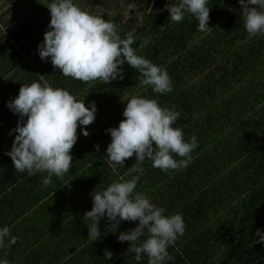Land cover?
I'll list each match as a JSON object with an SVG mask.
<instances>
[{"label":"trees","instance_id":"trees-1","mask_svg":"<svg viewBox=\"0 0 264 264\" xmlns=\"http://www.w3.org/2000/svg\"><path fill=\"white\" fill-rule=\"evenodd\" d=\"M35 1L39 5L30 17L0 16L4 25L0 28V176H8L7 169L13 164L6 155L16 135L10 130L18 120H26L6 106L22 85L47 82L83 100L86 107L89 102L96 105L94 122L84 126L89 134L79 136L78 158L68 171L72 177L69 190L61 194L70 211L87 203L90 207L85 212L91 210L92 195L97 191L90 194L89 188L105 189L112 180L104 176L109 172L102 167L108 163L106 148L111 140L106 129L125 119V97L139 94L155 99L159 106L179 112L173 127L182 130L185 140L197 137L191 162L186 168L164 172L146 159L139 165L141 173L132 171L138 167L133 155L116 171L125 178L129 174L130 179L138 175L136 189L163 207L165 215H182L185 231L168 247L173 259L167 264H264V245L254 242L256 229L264 232V36L248 35L238 0H210V34L199 32L198 21L190 14L180 23L170 22L165 5L177 0H153L147 13L121 7L102 12L93 6L105 0H84V4L92 3L86 12L113 22L122 38L129 31L135 33L132 47L137 54L165 68L171 79L172 91L165 94L154 93L151 86L141 87L139 72L127 62L121 66L123 79L108 83L63 76L50 58L41 60L38 54V44L49 30L51 17L45 12L52 0ZM19 177L20 184H27L26 177ZM44 177L36 173L29 179L48 189L61 185V179L53 176L52 183L44 186ZM111 223L107 217L98 222L101 235L96 245L74 233L82 246V264H147L146 255L137 262L128 251L130 242L117 239L119 232L134 229L138 221H121L115 233L110 231ZM42 227L50 233L59 228L50 217Z\"/></svg>","mask_w":264,"mask_h":264},{"label":"clouds","instance_id":"clouds-1","mask_svg":"<svg viewBox=\"0 0 264 264\" xmlns=\"http://www.w3.org/2000/svg\"><path fill=\"white\" fill-rule=\"evenodd\" d=\"M209 3L210 0H177L165 7L170 22L180 23L185 14H190L198 21L197 30L210 34ZM238 3L243 8L248 35L264 36V0H238ZM135 7L133 3L129 9ZM47 8L51 17L49 30L38 44V54L41 60L50 58L53 68H59L63 76L82 82L108 83L123 79L121 66L127 62L139 72L141 87L151 86L158 94L172 91L166 69L138 55L132 47L133 31L122 38L113 22L83 11L74 0H52ZM125 100L122 112L125 119L117 127L106 129L111 137L106 148L107 162L113 172L133 155L138 165L132 169L135 172H143L139 165L146 159L152 162V167L164 172L186 168L198 141L195 135L185 140L182 130L173 127L179 112L161 107L155 99L139 94L125 97ZM6 106L19 117H26L23 123L18 120L17 126L10 130L16 135L6 155L11 158L15 170L28 176L46 173L42 180L44 186L52 183L53 176L62 178L72 166L70 150L77 140L78 125L82 135L89 134L84 126L95 120V103L89 102L86 107L83 100L78 101L67 90L53 88L47 82L43 86L32 82L22 85L18 95L6 102ZM176 156L182 159L177 160ZM138 180V175L129 180L121 177L120 181L92 195L91 210L83 216L89 222L87 238L90 242L98 240L101 235L98 222L103 217L112 222L110 231L113 233L117 232L121 221H138L134 229L119 232L117 239L130 242L128 251L134 253L137 262L144 254L148 257L147 264H167L173 259L168 247L184 234L183 217L180 213L165 215L163 207L154 205L144 193L135 191ZM255 234L258 239L254 242L264 245V232L256 229ZM17 240L8 226L0 227V249L11 247ZM110 256L108 252V258ZM0 264H9V261L0 258Z\"/></svg>","mask_w":264,"mask_h":264},{"label":"crops","instance_id":"crops-1","mask_svg":"<svg viewBox=\"0 0 264 264\" xmlns=\"http://www.w3.org/2000/svg\"><path fill=\"white\" fill-rule=\"evenodd\" d=\"M80 127L78 125L77 140L70 150L73 162L78 158L76 149H79L77 144L81 134ZM102 167L109 172L104 176L112 179L109 185L120 181L121 177L124 180L130 179L127 173L125 178L124 175H118L117 171L113 172L108 163H103ZM7 170L10 172L8 176H0V227L8 226L11 235L17 236L18 240L11 247L0 249V258L7 259L9 264H82L79 251L82 246L75 241L74 233L82 237L88 236L89 222L83 216L85 209L90 206L87 203L73 211L66 208V199L61 194L65 189L69 190L72 179L69 173L60 178L59 187L48 189L37 180L29 179L26 173L17 172L13 164ZM42 174L46 176V173ZM17 176L26 177L27 184H20L21 177L14 182ZM91 190L100 191L102 188L91 187L87 192L92 194ZM136 191L139 192V189ZM67 214H70L68 218ZM47 217L58 222L56 232L50 233L42 227L46 226ZM99 241L100 238L91 243L96 245ZM217 254V251L213 252L212 256Z\"/></svg>","mask_w":264,"mask_h":264},{"label":"rangeland","instance_id":"rangeland-1","mask_svg":"<svg viewBox=\"0 0 264 264\" xmlns=\"http://www.w3.org/2000/svg\"><path fill=\"white\" fill-rule=\"evenodd\" d=\"M151 0L149 3L147 0H143L139 2V0H105L103 4L97 5L94 4L93 7H98L102 10V12H112L113 9H116L117 7H121L123 10L130 11L129 6L133 3H135L136 7L133 9H139L142 12H148L152 6ZM80 9L87 11L89 8L92 7V3L84 4V0H75L74 2ZM39 2H36L35 0H0V16L2 18H8V19H22L24 17H30L36 8L38 7ZM113 5H116L115 7H112ZM45 14H50L49 9L45 12ZM217 23L220 22L219 20H215ZM22 22V21H21ZM4 27L2 22H0V28ZM5 29V28H4ZM31 57H27V59H30ZM29 61V60H28ZM192 80H196V77H192ZM191 83H195V81H191ZM230 129L228 126L227 129H225V134H228L227 131Z\"/></svg>","mask_w":264,"mask_h":264}]
</instances>
